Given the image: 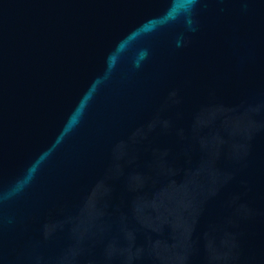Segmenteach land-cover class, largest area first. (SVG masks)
Masks as SVG:
<instances>
[{"label":"water","instance_id":"95a60500","mask_svg":"<svg viewBox=\"0 0 264 264\" xmlns=\"http://www.w3.org/2000/svg\"><path fill=\"white\" fill-rule=\"evenodd\" d=\"M0 264H264V0H0Z\"/></svg>","mask_w":264,"mask_h":264},{"label":"clouds","instance_id":"9594fccd","mask_svg":"<svg viewBox=\"0 0 264 264\" xmlns=\"http://www.w3.org/2000/svg\"><path fill=\"white\" fill-rule=\"evenodd\" d=\"M86 108V104L82 103L81 105L78 106L77 108V119L75 121L76 124L79 123V117L82 116L84 109ZM75 126V124H73V127ZM66 131H70V129H66ZM49 155V153H45L43 154L40 158H38V160L36 162H34L25 172L24 176L22 178H20L15 186H14V190L19 193L20 191H23V189L25 187L28 186V184L31 183V181L35 178V174L37 173V171L39 170V166L41 163H43V161L47 158V156Z\"/></svg>","mask_w":264,"mask_h":264}]
</instances>
